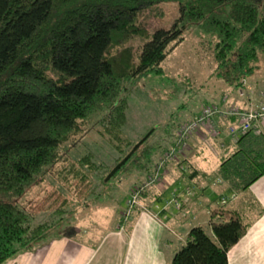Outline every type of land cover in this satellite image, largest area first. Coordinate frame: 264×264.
Segmentation results:
<instances>
[{"label": "trees", "instance_id": "trees-1", "mask_svg": "<svg viewBox=\"0 0 264 264\" xmlns=\"http://www.w3.org/2000/svg\"><path fill=\"white\" fill-rule=\"evenodd\" d=\"M165 2L178 5L173 25L155 29L138 53L122 47L144 33L143 12L159 13L156 6ZM195 29L206 34L201 45L226 84L242 86L264 61V0H0V264L46 237L18 200L58 161L67 166L57 176L84 179L94 171L105 186L106 174L147 131L110 178L128 163L148 173L153 154L157 160L175 144L174 132L162 143L155 140V126L127 132L128 96L136 79L162 73L170 48ZM91 118L108 158L95 157L91 165L69 161V148L88 132ZM233 144L217 174L229 193H238L264 174V134L248 131ZM207 228L213 237L205 226H192L167 264H229L228 252L247 223L237 210L219 205L210 210Z\"/></svg>", "mask_w": 264, "mask_h": 264}, {"label": "rangeland", "instance_id": "rangeland-1", "mask_svg": "<svg viewBox=\"0 0 264 264\" xmlns=\"http://www.w3.org/2000/svg\"><path fill=\"white\" fill-rule=\"evenodd\" d=\"M156 8L160 9L159 13L155 9L153 11L145 10L140 16V21L145 24L144 33L131 36L122 44V47H131L133 53H138L144 41L155 29H169L179 16L178 5L175 2L161 3ZM205 37V33L196 29L185 32L182 41L170 48L161 63L162 73L142 76L136 79L133 85L131 84L127 110L128 133L142 134L155 126L153 137L162 143L172 132L176 133L178 127L198 113L204 105L221 106L223 95L228 98L227 102L237 104L236 97H238L239 89L245 93L246 85L253 81L261 82L260 88H264V79L262 80L264 78V61L262 58L259 60V70L255 71L251 77L246 78L240 87L226 84L217 78L214 75L215 63L206 48L201 45ZM88 127H90L88 132H85L82 138L78 140L80 134H77L70 139L78 141L69 148V161L80 159L82 162H86V165H91V163L98 162L95 157L108 158L110 151L104 144L102 136L95 129L98 126L95 124L94 118L89 120ZM147 134L149 131L145 133V135ZM222 137L224 138L225 135L223 134ZM198 138L205 142L208 139L216 140L203 136H198ZM70 140L65 143V146L70 145ZM217 147L220 149L219 141H217ZM193 154L191 157L194 166L204 168L210 176L214 177L213 170L219 160L213 156L211 151L208 152V156L205 152L197 155L200 157H195ZM156 157L157 155L153 154L149 163L151 170L148 173L146 170H140L128 163L115 176L109 178L110 180L105 186L100 183L99 174L94 171L87 172L84 179L57 176L58 169L67 166L66 160L58 161L48 171L50 175L33 184L18 200L29 214L31 226L42 224L41 229L45 231L46 237L30 249L19 250L15 256L2 264L20 263L22 257L20 255H31L46 250L53 252L59 244L50 247L47 245H52L62 238H70L76 243L86 244L91 249L103 246L101 250L102 253L104 252L103 259L102 256H97L94 259L96 263L98 261L99 264H123L129 244L128 239L137 216L140 213L150 215V213H154V210L157 211V209L149 207L151 204L156 203V206H159V201L155 198L160 189V183L167 174V165L161 179L148 185L154 166L158 161ZM181 164L179 162L177 165H180L181 171H173L182 172V179L185 183L189 180V172ZM82 167L84 168V166ZM107 175L108 173L104 180ZM201 182H205L208 191H215L216 187L207 185V180L203 181L202 179ZM173 185L175 182L165 183L166 194ZM137 188L140 191L135 198V203L133 202L131 206L127 207L132 190ZM230 195L231 199L234 198V193ZM178 203L176 201L170 204L167 207V212L172 215V219L179 221L182 225L192 226L189 218L176 208ZM219 203L225 205L226 197L224 196ZM159 216L156 215L155 219L162 223L163 219ZM207 223L208 221H205L202 226H205L207 234L213 237L212 232L207 228ZM166 227L167 225L164 224V228L167 229L166 237L174 243L177 242L169 232L171 229ZM120 239L122 243L119 242ZM73 245L75 247L76 244L72 243L67 246ZM169 246L165 249L169 250ZM45 247L48 249L43 250ZM57 251H62V249ZM88 252H90L89 249ZM253 252L250 247L244 250L240 248L239 251L230 254L229 264H264V260L254 258Z\"/></svg>", "mask_w": 264, "mask_h": 264}, {"label": "crops", "instance_id": "crops-1", "mask_svg": "<svg viewBox=\"0 0 264 264\" xmlns=\"http://www.w3.org/2000/svg\"><path fill=\"white\" fill-rule=\"evenodd\" d=\"M260 83L259 81L256 83L253 81L249 85L256 91L261 87ZM236 100L237 104L226 100L222 106L226 107L233 104L240 108L247 107L244 99L236 97ZM221 140L225 145L219 149L217 147V141L219 140L208 139L205 142L194 135L189 140L190 152L188 156L179 161L168 163L167 174L160 183V189L155 198V200L159 201V206H156V203L149 205L150 208L157 209V211L154 210V213H150V215L140 213L137 216L128 239L129 244L123 264H167L173 250L183 242L188 230L192 226L202 225V223L208 221L210 210L219 206V202L224 196L226 197L225 205L228 208L237 210L241 214L242 220L248 225L244 236L229 250L228 259L230 254L239 251L240 248L244 250L250 247L254 251L255 259L264 260V174L252 183L247 190L235 192L234 198L231 199L230 194L232 193L227 191L226 184L220 180L217 172L221 159L226 154L233 152L235 145L226 136L222 137ZM210 151L219 160L214 170L212 169L215 173L214 177L210 176L204 168L197 165L194 166L193 158L191 157L193 153V156L195 155L196 157L203 152L207 153L208 156ZM205 154L204 157L206 156ZM179 162L189 172V180L185 183L182 179V172L173 171L180 170V165L177 166ZM202 179L203 181L207 180V185L210 184L213 188L216 187L215 191H208L205 182H201ZM166 182H175V185L168 190L167 194L164 189ZM176 201L179 202L176 204V208L179 211L181 210L185 217L189 218L192 226L182 225L179 221L172 219V215L167 212V207ZM156 215L162 217V223L155 219ZM163 223L167 225L166 228L171 229L169 232L172 233L174 240H177V242L174 243L170 238L166 237L167 229L164 228ZM120 241L122 243L121 239ZM72 243L76 244L75 247L74 245L67 246L69 244L72 245ZM55 244L59 245L56 248L54 246L53 252L46 250L38 251L31 255H20L22 257L18 264H99L94 259L97 256H102L103 259L104 252L102 253L101 251L103 246L91 249L86 244L76 243L75 240L70 238H62L52 245H47V247ZM174 245L176 246L174 247ZM167 246H169V250H166ZM47 247L43 248V250L48 249ZM59 249H62V251H57ZM88 249L90 252H88Z\"/></svg>", "mask_w": 264, "mask_h": 264}, {"label": "built area", "instance_id": "built-area-1", "mask_svg": "<svg viewBox=\"0 0 264 264\" xmlns=\"http://www.w3.org/2000/svg\"><path fill=\"white\" fill-rule=\"evenodd\" d=\"M245 89V93L239 89L238 97L246 101V108H240L233 104L226 107L204 105L194 118L181 124L176 131L175 144L166 149L158 158L148 185L161 179L168 163L179 161L187 156L190 150L189 140L194 135L219 140V146L222 148L224 146V142L221 140L223 134L231 142H235L248 131L254 134L264 133V88L255 91L248 84ZM226 100L227 97L224 96L222 102ZM230 119L232 120L229 121ZM139 191L138 188L132 190L127 207L133 204Z\"/></svg>", "mask_w": 264, "mask_h": 264}, {"label": "water", "instance_id": "water-1", "mask_svg": "<svg viewBox=\"0 0 264 264\" xmlns=\"http://www.w3.org/2000/svg\"><path fill=\"white\" fill-rule=\"evenodd\" d=\"M148 136L145 135L138 143H136L133 147V149L130 151V153H128L118 164H116L111 171L108 173L107 177L105 180H108L120 167L122 164L125 163V161L129 158V156L131 155V153L141 144V142Z\"/></svg>", "mask_w": 264, "mask_h": 264}]
</instances>
